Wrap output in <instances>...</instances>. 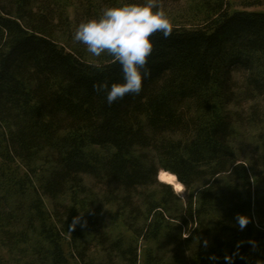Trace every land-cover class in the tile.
I'll list each match as a JSON object with an SVG mask.
<instances>
[{
  "label": "trees",
  "instance_id": "1",
  "mask_svg": "<svg viewBox=\"0 0 264 264\" xmlns=\"http://www.w3.org/2000/svg\"><path fill=\"white\" fill-rule=\"evenodd\" d=\"M194 8L151 35L140 93L108 104L94 85L122 80L120 65L73 39L64 3L0 0V248L12 264H264V11ZM108 208L131 238L111 232Z\"/></svg>",
  "mask_w": 264,
  "mask_h": 264
},
{
  "label": "clouds",
  "instance_id": "2",
  "mask_svg": "<svg viewBox=\"0 0 264 264\" xmlns=\"http://www.w3.org/2000/svg\"><path fill=\"white\" fill-rule=\"evenodd\" d=\"M171 31L168 13L157 5L156 0H145L143 3L130 0L104 9L98 18L80 23L73 39L86 45L93 56L100 57L107 52L119 63L122 80L110 85L107 82L94 85L106 90V101L111 104L128 93H140L142 81L149 75L141 69L146 65L153 48L150 37L155 32L167 37ZM238 222L243 229L249 218L239 215ZM225 259L231 261L233 257L226 256Z\"/></svg>",
  "mask_w": 264,
  "mask_h": 264
},
{
  "label": "rangeland",
  "instance_id": "3",
  "mask_svg": "<svg viewBox=\"0 0 264 264\" xmlns=\"http://www.w3.org/2000/svg\"><path fill=\"white\" fill-rule=\"evenodd\" d=\"M64 5L66 6L67 14L69 15L70 19L74 21L77 26L82 23L86 22L88 19H92V15L87 9V6L89 5V0H60ZM97 1L96 3H99L98 8L103 10L104 4L100 0H94ZM119 1H125V0H119ZM195 1L196 0H156V3L159 7L163 8L169 16V19L171 22L174 23H191V18L194 15L195 11ZM262 1V4H256L249 7H244L245 5L249 3H257ZM137 3H143L145 0H135ZM232 9H242L245 8L247 10L252 11H264V0H229ZM90 6V5H89ZM97 18V17H96ZM193 21V19H192ZM83 47H86V45L80 43ZM233 77L237 81H241V76L238 73H234ZM238 82V83H239ZM249 103L245 100H241V105L239 110H246ZM232 108H234L232 106ZM247 112V111H243ZM239 129V136L236 140V144L240 146L242 157H248L251 153L254 152V140L252 139L253 131L249 129L247 126L242 125ZM85 182L88 184V186L93 187L95 191L101 192L103 190V187L94 181V179H91L89 177H85ZM182 185V184H181ZM173 191L183 197L185 194L184 187L182 185V188L180 190H176L173 185H171ZM46 206L49 207L48 202L46 201ZM108 210L112 213L109 215V229L114 235H121L126 239L131 238L130 233L126 231V229L122 226L120 217L115 214L116 209L115 208H108ZM152 242H145L141 244V250H140V259L141 263L144 261V252L145 250L152 246ZM0 253L4 257V261L6 264H12L11 259L9 258V254L5 249L0 248ZM71 264H76L75 261H71Z\"/></svg>",
  "mask_w": 264,
  "mask_h": 264
},
{
  "label": "bare ground",
  "instance_id": "4",
  "mask_svg": "<svg viewBox=\"0 0 264 264\" xmlns=\"http://www.w3.org/2000/svg\"><path fill=\"white\" fill-rule=\"evenodd\" d=\"M159 176H160V178H159L160 181H163V182H166V183L173 185L176 190H180L182 188L181 183L178 182V180L176 179V176L174 174L162 170V171H160Z\"/></svg>",
  "mask_w": 264,
  "mask_h": 264
},
{
  "label": "water",
  "instance_id": "5",
  "mask_svg": "<svg viewBox=\"0 0 264 264\" xmlns=\"http://www.w3.org/2000/svg\"><path fill=\"white\" fill-rule=\"evenodd\" d=\"M159 173H160V172H159ZM159 178H160V176H159V174H158V176H157V179L160 181V179H159Z\"/></svg>",
  "mask_w": 264,
  "mask_h": 264
}]
</instances>
